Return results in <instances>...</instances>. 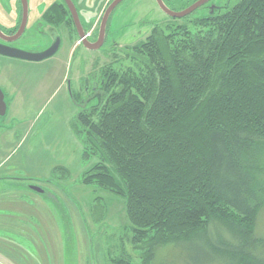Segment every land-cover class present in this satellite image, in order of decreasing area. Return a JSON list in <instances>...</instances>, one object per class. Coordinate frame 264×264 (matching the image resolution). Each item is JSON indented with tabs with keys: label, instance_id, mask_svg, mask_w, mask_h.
<instances>
[{
	"label": "trees",
	"instance_id": "obj_1",
	"mask_svg": "<svg viewBox=\"0 0 264 264\" xmlns=\"http://www.w3.org/2000/svg\"><path fill=\"white\" fill-rule=\"evenodd\" d=\"M175 22L122 50L85 105L71 94L83 158H97L80 184L123 201L140 264L169 246L190 264H264V0Z\"/></svg>",
	"mask_w": 264,
	"mask_h": 264
},
{
	"label": "rangeland",
	"instance_id": "obj_2",
	"mask_svg": "<svg viewBox=\"0 0 264 264\" xmlns=\"http://www.w3.org/2000/svg\"><path fill=\"white\" fill-rule=\"evenodd\" d=\"M53 1H28L32 12L23 39L38 40L39 35L29 28L31 18H36L33 11L42 13ZM104 2L93 0L87 21L101 12ZM235 2L212 0L210 9L229 8ZM171 8L178 12L179 4ZM207 13L201 8L189 19ZM82 20L86 21L83 16ZM175 21L183 23V19L167 17L155 0H123L111 13L101 49L77 46L75 37L55 57L18 66L12 73L15 101L0 117V264H115L121 258L140 264L139 252L128 242L132 233L123 201L80 184L81 175L97 158H83L74 133L83 105L70 94L79 96L85 105L98 92L101 71L126 67L122 50L143 41L153 27ZM254 154L264 168V150L256 148ZM58 167L68 176L53 171ZM32 186L42 193L32 191ZM95 205L104 210L99 222L92 217ZM255 233L264 237V207ZM174 248L158 249L152 264H190L186 249Z\"/></svg>",
	"mask_w": 264,
	"mask_h": 264
},
{
	"label": "flooded vegetation",
	"instance_id": "obj_3",
	"mask_svg": "<svg viewBox=\"0 0 264 264\" xmlns=\"http://www.w3.org/2000/svg\"><path fill=\"white\" fill-rule=\"evenodd\" d=\"M28 1L29 0H26L27 11H26V22H25L24 31L23 34L16 39L17 32L22 24V17H23L21 0H0V52H1L0 53V91H1L0 93L3 96V102L5 104L4 115L11 110L15 101V86L12 80V73L17 69L18 66L30 65L31 62L21 61L18 59L3 56L2 53L7 52L6 49L3 48L16 49L28 53L40 54L48 50L55 43H58L57 51L51 57L53 58L57 55L58 51L63 46L72 43V39L75 37H76V41L74 43H77V46L84 47L78 39L77 31L73 24L71 14L64 0H54L53 2L48 4V6L45 7L42 13L38 12L37 10L33 11L36 18H31V25L29 26V28H31L30 31L31 33L36 32L39 35L37 38L38 40L35 39V42L32 43L30 40H25V38L23 39V35L25 34V31L28 28L29 16L30 13L32 12L28 8ZM36 1L38 2V0ZM69 1L72 3L75 13L79 19L81 29L85 35L84 38L87 40L88 44H94L95 42H97L98 39L99 27L102 16L106 8L113 0H105L100 10L101 12L97 16L95 15L93 20H88V21H87V17L90 16L89 14L91 13L92 6L94 5L93 0H69ZM162 1L167 8H169L174 12L175 10H173L171 6H173L174 3L179 4L178 12H181L188 9L189 7H191L193 4H195L200 0H162ZM211 1L212 0H209L203 5L199 6L186 17H190L195 11L201 8L209 12L205 16H209L211 14H215L227 9L224 7H219V8L214 7L213 9H210ZM37 2L35 3L37 4ZM38 6L39 5H36L35 8H39ZM82 16L86 19L85 22H83ZM110 16L111 14L109 15L105 25L103 45L107 37L106 34L110 24L109 22ZM68 20H70V23H68ZM20 40H24V41L22 43H19ZM46 60H43L38 63H42ZM92 90H94V88ZM2 109H1V101H0V111ZM5 128L6 126H4V129Z\"/></svg>",
	"mask_w": 264,
	"mask_h": 264
},
{
	"label": "water",
	"instance_id": "obj_4",
	"mask_svg": "<svg viewBox=\"0 0 264 264\" xmlns=\"http://www.w3.org/2000/svg\"><path fill=\"white\" fill-rule=\"evenodd\" d=\"M67 8L71 14V18L73 21V24L75 26V29L77 31V36L79 41L81 42V44L90 51H96L98 49L101 48V46L103 45V38H104V32H105V25L106 22L108 20L109 15L111 14V12L115 9V7L121 3L123 0H113L109 6L106 8L101 22H100V27H99V33H98V39L97 42H95L94 44H88L87 40L84 38L85 35L81 29L80 23H79V19L75 13L74 7L72 5V3L69 0H64ZM209 0H200L198 2H196L195 4H193L191 7H189L188 9L181 11V12H174L172 10H170L169 8L166 7V5L163 3L162 0H155L157 6L159 7V9L169 18L172 19H182L185 18L187 15H189L192 11H194L196 8H198L199 6L203 5L204 3H206ZM22 3V10H23V17H22V24L19 27V30L17 32V36L16 39L19 38L24 31V27H25V22H26V11H27V3L26 0H21ZM58 48V43H55L54 45H52L48 50H46L43 53L37 54V53H28V52H24V51H20V50H16V49H7V48H3L6 49L7 52H3L2 55L3 56H7L10 58H14V59H18L21 61H26V62H31V63H38L41 62L43 60L49 59L51 58L55 52L57 51ZM1 53V52H0ZM1 92V91H0ZM0 101H1V109L3 107V109L0 111V116H4V110H5V104L3 102V96L0 93ZM30 189L32 191H34L35 193H39L41 194L42 191L37 188V187H30Z\"/></svg>",
	"mask_w": 264,
	"mask_h": 264
},
{
	"label": "crops",
	"instance_id": "obj_5",
	"mask_svg": "<svg viewBox=\"0 0 264 264\" xmlns=\"http://www.w3.org/2000/svg\"><path fill=\"white\" fill-rule=\"evenodd\" d=\"M16 85H17V86H16L17 88H20L21 83H19V81H16ZM6 176H7V175H6ZM6 176H4V177H6Z\"/></svg>",
	"mask_w": 264,
	"mask_h": 264
}]
</instances>
